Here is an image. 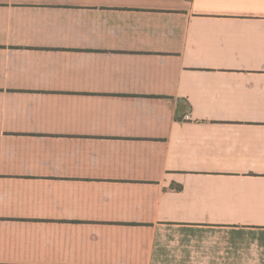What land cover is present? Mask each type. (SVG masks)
Returning a JSON list of instances; mask_svg holds the SVG:
<instances>
[{"label": "crops", "instance_id": "0c3cea01", "mask_svg": "<svg viewBox=\"0 0 264 264\" xmlns=\"http://www.w3.org/2000/svg\"><path fill=\"white\" fill-rule=\"evenodd\" d=\"M0 264H264V0H0Z\"/></svg>", "mask_w": 264, "mask_h": 264}, {"label": "built area", "instance_id": "2783aa9c", "mask_svg": "<svg viewBox=\"0 0 264 264\" xmlns=\"http://www.w3.org/2000/svg\"><path fill=\"white\" fill-rule=\"evenodd\" d=\"M184 119H189L190 118V112H186L183 114Z\"/></svg>", "mask_w": 264, "mask_h": 264}]
</instances>
